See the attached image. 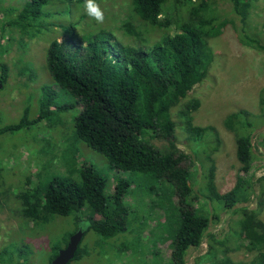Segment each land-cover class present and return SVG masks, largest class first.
<instances>
[{
  "label": "trees",
  "instance_id": "1",
  "mask_svg": "<svg viewBox=\"0 0 264 264\" xmlns=\"http://www.w3.org/2000/svg\"><path fill=\"white\" fill-rule=\"evenodd\" d=\"M255 1L121 0L113 7L97 0L104 11L103 24L84 13V0H27L18 10L6 9L13 15L3 16V27L9 31L32 35L56 27L71 38H81L84 45L67 50L65 40L49 42L45 70L51 83L40 88L35 117L27 120L24 109L16 123L0 132H17L43 119L55 123L47 115L48 105L63 93L80 107L72 120L73 140L100 155L110 170L127 174L106 192L105 180L93 166L85 162L77 166L72 159L62 171L66 175L37 174L35 184L26 183L18 194L19 211L32 226L60 218L70 219L74 230L81 229L82 237L67 264L83 258L82 264H88L86 256L98 253L99 246L111 249L114 253L108 259L117 257L121 264H146L149 254H140L139 242L128 246L125 238L128 216L134 212V204L125 198L134 175L157 184L142 193L155 196L152 205L161 210L169 242L166 264H185L188 250L198 248L204 239L206 250L192 264H264V222L257 209L261 197L257 208L242 205L254 194V186L255 195H264V176L254 180L237 176L232 188L218 192L209 155L219 139L211 127L192 124L198 102L188 100L177 112V121L170 119V110L207 76L213 58L210 39L229 27L238 33L240 43L264 51V36L257 38L242 27ZM65 6L71 17L66 23ZM82 22L85 27L77 33L76 26ZM260 29L264 33V24ZM6 75L7 67L0 64V89ZM257 108L258 114L238 110L223 121L234 135V157L242 175L248 173L258 149L264 157V130L256 131L264 125V87L257 94ZM175 128L186 133L193 153L204 155L199 161L202 186L196 190L194 165L176 148ZM222 214L229 224L227 232L219 236L208 232ZM141 220L139 215L135 221ZM242 245L254 256L247 262H233L229 252ZM126 249L129 256L122 258ZM55 255L53 251L51 258ZM1 257L0 264H12L1 262Z\"/></svg>",
  "mask_w": 264,
  "mask_h": 264
},
{
  "label": "rangeland",
  "instance_id": "2",
  "mask_svg": "<svg viewBox=\"0 0 264 264\" xmlns=\"http://www.w3.org/2000/svg\"><path fill=\"white\" fill-rule=\"evenodd\" d=\"M25 1L27 0H0V64L7 67L6 80L0 89V130L16 123L24 109H27V120H33L35 117L40 88L51 83L45 70V53L49 42L52 39H56L57 42L65 40L67 50L84 45L81 38H71L56 27L46 32H30L32 35H19L16 29L9 31L3 27L5 22L3 16L7 19L13 18L12 12L8 13L6 9L18 10ZM120 1L104 0V3L118 7ZM67 7L65 6L62 10V14L68 16L65 23L71 19ZM53 10L52 8L51 14ZM47 17L57 19L56 15ZM263 24L264 0H256L242 27L245 28V32L254 34L253 36L257 38H263L264 33L260 29ZM84 27V22L78 24L76 32L80 33L79 29ZM236 33L228 27L220 36L209 40L213 58L207 76L192 88L186 99L170 110V119L176 122L177 112L184 103L192 99L198 102L197 109L192 113V124L197 127H211L219 139V146L209 156L215 168L213 181L216 190L220 193L232 188L237 176H250L253 180L264 176V157L260 149L254 156L248 173L242 175L238 172L239 165L234 157V135L223 125L225 117L238 110L258 114L257 94L264 87V51L243 45L238 41V33ZM258 33L260 35H255ZM52 90L56 91L54 85ZM72 101L73 99L68 95L60 93L48 105L49 114L47 115L50 120L55 121L53 124L43 119L17 132H0L1 262L7 260L12 264L50 263L52 252L57 253L63 249L66 240L68 241V238L77 230V228L74 230L70 219L57 218L41 225L42 227L34 225L33 227L23 219L19 211L17 196L27 187L26 183L27 185L28 183L35 184L37 174L40 176L62 174L63 170H67V164L72 162V159L73 164H78L77 166L85 162L93 166L105 180L106 192L111 190L117 178L127 176V174H119L110 170L100 155L79 141L73 140L72 120L80 107ZM62 105L66 109L57 110L56 107ZM263 130L264 125L256 131ZM175 136L176 148L184 153L194 165L196 183L193 189L196 190L202 186L199 177L203 170L199 161L201 162L204 155L199 151L195 153L191 151L194 145L182 129L175 128ZM39 180L43 179L39 178ZM131 180L125 202L130 205L134 204V212L132 211L128 216L126 242L132 247L139 242L140 254H149L146 264H166L169 242L167 232L164 230L165 224L163 225L161 210L158 206L152 205L155 196L142 193L148 187H156L157 184L147 183L137 175H134ZM257 191V187L254 186V194L242 205L251 209L257 208L256 202L261 197V205L257 209L259 218L264 222V195L258 197L255 195ZM139 215L142 220L136 222V217ZM226 221V215H220L219 221L211 224L208 232L218 236L226 233L229 225ZM122 239L124 240V237ZM114 247L116 248V244ZM205 250L206 241L204 239L198 248L188 250L185 264H192L193 259L203 254ZM128 252L126 249L122 258L128 257ZM113 253L111 249L107 251L106 248L99 246L98 253L90 252L86 258L88 264H109L108 262L121 264L117 257H114V260L108 259ZM228 255L233 262H247L254 256L244 248V245L230 251ZM83 259L70 264H82Z\"/></svg>",
  "mask_w": 264,
  "mask_h": 264
},
{
  "label": "water",
  "instance_id": "3",
  "mask_svg": "<svg viewBox=\"0 0 264 264\" xmlns=\"http://www.w3.org/2000/svg\"><path fill=\"white\" fill-rule=\"evenodd\" d=\"M82 237L81 229L73 233L63 249H60L49 264H67L73 257L76 247Z\"/></svg>",
  "mask_w": 264,
  "mask_h": 264
},
{
  "label": "clouds",
  "instance_id": "4",
  "mask_svg": "<svg viewBox=\"0 0 264 264\" xmlns=\"http://www.w3.org/2000/svg\"><path fill=\"white\" fill-rule=\"evenodd\" d=\"M84 13L97 24H103L105 20L104 11L97 0H84Z\"/></svg>",
  "mask_w": 264,
  "mask_h": 264
}]
</instances>
